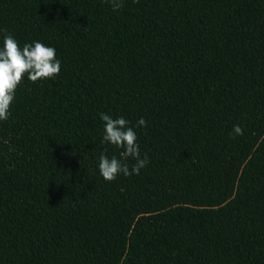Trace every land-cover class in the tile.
I'll use <instances>...</instances> for the list:
<instances>
[{"label": "trees", "instance_id": "16d2710c", "mask_svg": "<svg viewBox=\"0 0 264 264\" xmlns=\"http://www.w3.org/2000/svg\"><path fill=\"white\" fill-rule=\"evenodd\" d=\"M123 3L0 0V50L61 62L0 121V264H264V0ZM100 113L139 175L100 174Z\"/></svg>", "mask_w": 264, "mask_h": 264}, {"label": "clouds", "instance_id": "9594fccd", "mask_svg": "<svg viewBox=\"0 0 264 264\" xmlns=\"http://www.w3.org/2000/svg\"><path fill=\"white\" fill-rule=\"evenodd\" d=\"M110 2L114 11L124 7L123 0H106ZM139 3V0H133ZM61 71V62L56 59V50L47 47L40 42L34 46L25 44L21 50L18 42L10 34H5L3 50H0V121L8 119L10 106L12 105L17 88L22 84L23 78L35 83L42 79H50ZM104 121L103 140L117 148L122 149L121 158L113 156L109 159L106 155L100 156L99 171L106 181H114L119 174L130 177L139 175L141 169L149 163L147 154L141 158L137 136L129 122L123 117L113 119L105 113H100ZM138 126H147V122L141 118ZM243 135L240 125L233 128V138ZM132 158L136 163L129 169L126 161Z\"/></svg>", "mask_w": 264, "mask_h": 264}]
</instances>
